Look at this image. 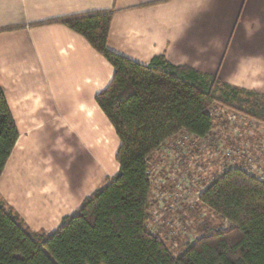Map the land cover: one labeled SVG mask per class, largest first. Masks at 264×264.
<instances>
[{
    "label": "crops",
    "instance_id": "1",
    "mask_svg": "<svg viewBox=\"0 0 264 264\" xmlns=\"http://www.w3.org/2000/svg\"><path fill=\"white\" fill-rule=\"evenodd\" d=\"M113 12L108 47L138 62L164 53L264 92V0H0V85L20 135L0 198L36 232L55 230L113 167L120 140L96 101L111 63L63 23ZM110 173V174H109Z\"/></svg>",
    "mask_w": 264,
    "mask_h": 264
},
{
    "label": "trees",
    "instance_id": "2",
    "mask_svg": "<svg viewBox=\"0 0 264 264\" xmlns=\"http://www.w3.org/2000/svg\"><path fill=\"white\" fill-rule=\"evenodd\" d=\"M112 17V11L98 10L36 24H65L111 63L113 77L96 101L120 140L119 169L51 231H33L0 198V264H264V179L242 166L216 174L199 195L225 225L205 226L180 254L149 227L150 156L182 130L208 136L215 103L264 123V92L175 64L164 53L145 64L113 51L108 47ZM19 135L0 85V177Z\"/></svg>",
    "mask_w": 264,
    "mask_h": 264
},
{
    "label": "rangeland",
    "instance_id": "3",
    "mask_svg": "<svg viewBox=\"0 0 264 264\" xmlns=\"http://www.w3.org/2000/svg\"><path fill=\"white\" fill-rule=\"evenodd\" d=\"M211 112L214 126L208 136L182 130L149 158L153 181L149 227L174 254H180L205 226L225 225L198 199L216 174L231 166L256 165L253 171L264 179V123L220 102L213 104ZM112 160L110 173L119 169L115 154Z\"/></svg>",
    "mask_w": 264,
    "mask_h": 264
},
{
    "label": "built area",
    "instance_id": "4",
    "mask_svg": "<svg viewBox=\"0 0 264 264\" xmlns=\"http://www.w3.org/2000/svg\"><path fill=\"white\" fill-rule=\"evenodd\" d=\"M212 113V112H211ZM230 117V116H229ZM236 116H234L233 117V120H235L236 118H235ZM231 118V117H230ZM236 133H239L238 131H236ZM248 172H251V173H254L255 174V172L253 171V170H256V165H254L252 168H246V167H244ZM257 175V174H256ZM200 195V194H199ZM198 199H199V197H198Z\"/></svg>",
    "mask_w": 264,
    "mask_h": 264
}]
</instances>
